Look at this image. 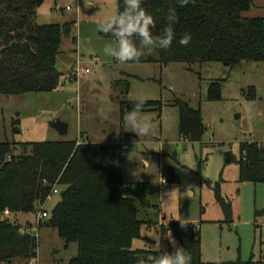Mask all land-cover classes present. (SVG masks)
I'll list each match as a JSON object with an SVG mask.
<instances>
[{
	"label": "rangeland",
	"instance_id": "1",
	"mask_svg": "<svg viewBox=\"0 0 264 264\" xmlns=\"http://www.w3.org/2000/svg\"><path fill=\"white\" fill-rule=\"evenodd\" d=\"M242 17L264 18V0H253ZM116 19L117 0H43L36 22L63 29L56 59L62 85L48 92L0 95V141L15 144L14 154L36 142L114 145L122 181L146 186L149 208L140 210L139 218L154 223L141 228L143 239L134 240L133 249L158 251L160 226L175 223L194 228L204 262L264 264V183L239 181L240 143H264V61L233 67L120 62L114 55L115 41L99 34L104 23ZM77 65L89 73L74 75ZM217 80L220 98L211 101L208 91ZM141 98L161 103L160 108L139 110L151 124L147 136H138L128 124L127 111ZM178 101L200 112L206 128L200 142L180 138ZM56 120L68 125L67 134L51 127ZM120 144L128 149L120 151ZM163 168L173 169L174 182H166L161 190ZM216 187L231 205V220L216 201ZM59 199V194L52 195L45 209L49 212ZM35 217L15 216L25 230L37 229L30 231L38 234L34 264H68L77 246H66L56 230ZM166 239L175 251L187 242V236L177 238L172 231Z\"/></svg>",
	"mask_w": 264,
	"mask_h": 264
},
{
	"label": "trees",
	"instance_id": "2",
	"mask_svg": "<svg viewBox=\"0 0 264 264\" xmlns=\"http://www.w3.org/2000/svg\"><path fill=\"white\" fill-rule=\"evenodd\" d=\"M42 3L43 0H0V95L48 92L62 85L63 74L56 68V59L63 29L36 22V10ZM252 3L253 0H188L181 6L180 0H142L141 7L154 22L149 28V41L139 32L121 34L119 20L123 18L127 24L138 9L129 0H117V19L104 23L99 34L115 41V53L122 39L132 44L140 58L129 63H222L233 67L248 60L261 62L264 18L242 17ZM174 13L176 22L169 20ZM169 24L173 39L164 49L161 45ZM185 34H190L191 40L182 45L179 41ZM253 93L250 89L249 96ZM207 97L219 100L220 80L211 84ZM177 106L180 138L200 142L206 132L200 112L185 102L178 101ZM151 107L160 108L161 103L145 102L141 109ZM14 146L0 141V264H27L36 259L38 238L21 234L22 227L15 222V216L35 213L54 186L60 199L42 222L56 230L66 246H77V254L68 264H159L162 258L175 257L177 253L166 239L169 231L187 236L182 250L191 256V264H219L202 261L200 238L189 225L160 226L158 251L132 248L134 240L143 239L141 228L145 225L149 229L154 223L139 218V211L149 208L146 186L122 181L114 145L77 144L76 140L36 142L25 144L20 154L13 153ZM239 148V181L264 183V143L243 142ZM161 175L166 182H174L172 168H163ZM215 198L225 218L231 220V205L217 187ZM5 210L12 216L6 217Z\"/></svg>",
	"mask_w": 264,
	"mask_h": 264
},
{
	"label": "clouds",
	"instance_id": "3",
	"mask_svg": "<svg viewBox=\"0 0 264 264\" xmlns=\"http://www.w3.org/2000/svg\"><path fill=\"white\" fill-rule=\"evenodd\" d=\"M133 7L138 9L135 17H130L127 24H125V20L121 18L119 20L120 25L122 26V32L131 34L132 32H139L146 40H151V35L149 28L153 25V18L150 14H148L142 7V0H129ZM188 3V0H180L181 6ZM169 20L176 22L177 16L175 13L173 16L169 17ZM106 31V29H105ZM167 34V38L162 41V48L167 49L172 42L173 39V31L171 24H169L168 28L165 30ZM191 40L190 34H185L179 41L182 45L189 44ZM109 49L106 47L105 52L107 53ZM117 57V61L127 62L138 60L140 56L137 53L136 48L130 44L127 40L120 41V50L118 53H114ZM140 103L136 104V106L129 112L128 115V124L131 128V131L136 133L138 136H147L151 131V124L146 119H144L140 114L139 110L143 107L145 100L141 98ZM140 264H143L141 261ZM159 264H191V256L186 254L181 248H178L175 257L166 256L159 261Z\"/></svg>",
	"mask_w": 264,
	"mask_h": 264
},
{
	"label": "built area",
	"instance_id": "4",
	"mask_svg": "<svg viewBox=\"0 0 264 264\" xmlns=\"http://www.w3.org/2000/svg\"><path fill=\"white\" fill-rule=\"evenodd\" d=\"M69 9V7L67 8ZM80 62H78L79 64ZM89 73V70L87 68H82L80 66L77 65L75 71H74V75H80V74H87ZM81 141L80 140H77V144H80ZM128 149V146L123 144L120 146V150L121 151H126ZM8 160L10 161V157L8 158ZM166 183V180L164 178H161V181H160V188L161 190H164L165 189V186L164 184ZM59 193V190L57 189L56 186L53 187L50 195L47 197V200L45 201L44 204L42 205H39L38 206V210L35 212V218H36V222H40V221H43L44 219H46L48 216H49V212L45 209V204L50 200L51 196L54 195V194H58ZM6 217H11L12 214L8 211V210H5L4 213H3ZM36 228L35 227H31L30 229H27L25 230L24 228H22L20 230V233L21 234H24V233H30V231H33L34 233L36 232ZM34 233H30V234H34ZM36 236V238H38V234H34ZM36 261V259H34L32 261V263L30 264H34V262Z\"/></svg>",
	"mask_w": 264,
	"mask_h": 264
},
{
	"label": "water",
	"instance_id": "5",
	"mask_svg": "<svg viewBox=\"0 0 264 264\" xmlns=\"http://www.w3.org/2000/svg\"><path fill=\"white\" fill-rule=\"evenodd\" d=\"M65 31L67 32V28L65 29ZM127 112H130L129 110ZM51 127L54 128L55 130L58 131L59 134H67L68 132V125L64 122H62L61 120H56L54 122L51 123ZM112 153V152H111ZM183 232L180 233H176L175 236L177 238L182 237L183 236Z\"/></svg>",
	"mask_w": 264,
	"mask_h": 264
},
{
	"label": "crops",
	"instance_id": "6",
	"mask_svg": "<svg viewBox=\"0 0 264 264\" xmlns=\"http://www.w3.org/2000/svg\"><path fill=\"white\" fill-rule=\"evenodd\" d=\"M66 15H68L67 13H66ZM67 31H68V29H67ZM72 79V78H71ZM121 145H123V144H120L119 146H121ZM121 151V150H120ZM123 152V151H122Z\"/></svg>",
	"mask_w": 264,
	"mask_h": 264
}]
</instances>
